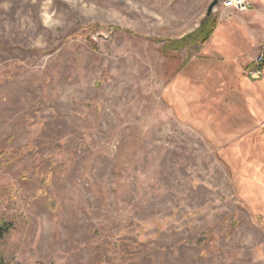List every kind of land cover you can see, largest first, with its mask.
<instances>
[{"label":"rangeland","instance_id":"obj_1","mask_svg":"<svg viewBox=\"0 0 264 264\" xmlns=\"http://www.w3.org/2000/svg\"><path fill=\"white\" fill-rule=\"evenodd\" d=\"M213 1L0 0L2 264H264V1L179 48Z\"/></svg>","mask_w":264,"mask_h":264},{"label":"trees","instance_id":"obj_2","mask_svg":"<svg viewBox=\"0 0 264 264\" xmlns=\"http://www.w3.org/2000/svg\"><path fill=\"white\" fill-rule=\"evenodd\" d=\"M216 27H217L216 20L212 19L211 17L209 18L207 17L201 29L193 33L191 36H188L185 41L180 42L178 45L179 48L184 49V47L188 46L187 45L188 43H190L191 46H197V47L200 45H205L207 42L210 41L211 37L215 33ZM9 231H10L9 224H0V239L4 238ZM0 264H2L1 260H0Z\"/></svg>","mask_w":264,"mask_h":264},{"label":"built area","instance_id":"obj_3","mask_svg":"<svg viewBox=\"0 0 264 264\" xmlns=\"http://www.w3.org/2000/svg\"><path fill=\"white\" fill-rule=\"evenodd\" d=\"M225 8L239 12L248 13L253 8L251 0H224L223 3ZM264 63L262 58L256 61V67L248 72V75L253 80H260L264 76V71L260 68Z\"/></svg>","mask_w":264,"mask_h":264},{"label":"water","instance_id":"obj_4","mask_svg":"<svg viewBox=\"0 0 264 264\" xmlns=\"http://www.w3.org/2000/svg\"><path fill=\"white\" fill-rule=\"evenodd\" d=\"M219 1L218 0H214L208 7V10H207V14L206 16L209 18L211 17V15L213 14L216 6L218 5Z\"/></svg>","mask_w":264,"mask_h":264},{"label":"crops","instance_id":"obj_5","mask_svg":"<svg viewBox=\"0 0 264 264\" xmlns=\"http://www.w3.org/2000/svg\"><path fill=\"white\" fill-rule=\"evenodd\" d=\"M263 1H264V0H263ZM254 4H255V2H254ZM256 5H257V4H256ZM263 5H264V4H263ZM263 5H258V6H260V7H261V6H263Z\"/></svg>","mask_w":264,"mask_h":264}]
</instances>
